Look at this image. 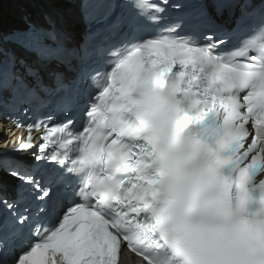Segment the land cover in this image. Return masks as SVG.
<instances>
[{
	"label": "snow or ice",
	"instance_id": "obj_1",
	"mask_svg": "<svg viewBox=\"0 0 264 264\" xmlns=\"http://www.w3.org/2000/svg\"><path fill=\"white\" fill-rule=\"evenodd\" d=\"M199 2L264 13V0ZM46 35L26 39L41 58L53 52ZM227 36L170 25L122 44L90 77L79 127L51 116V127L26 125L13 148L37 149L32 162L0 157V264H119L125 247L141 264H264V25L232 47ZM5 73L0 28V104ZM40 165L51 171L38 176ZM5 173L19 181L14 195ZM68 180L73 199L46 225L39 217Z\"/></svg>",
	"mask_w": 264,
	"mask_h": 264
},
{
	"label": "bare ground",
	"instance_id": "obj_2",
	"mask_svg": "<svg viewBox=\"0 0 264 264\" xmlns=\"http://www.w3.org/2000/svg\"><path fill=\"white\" fill-rule=\"evenodd\" d=\"M65 3L63 8L61 23L67 27L68 30H72V39L74 32L79 30L81 23L77 13V5L66 0H0V21L5 25L21 22L22 16L27 14H38L39 19L43 11L52 8L57 2ZM57 5V4H56ZM1 25V24H0ZM0 143L5 144V140H9L16 135V131L10 126L6 125L4 130L0 129Z\"/></svg>",
	"mask_w": 264,
	"mask_h": 264
},
{
	"label": "rangeland",
	"instance_id": "obj_3",
	"mask_svg": "<svg viewBox=\"0 0 264 264\" xmlns=\"http://www.w3.org/2000/svg\"><path fill=\"white\" fill-rule=\"evenodd\" d=\"M60 3H63V2L60 1V2H57V3H55V4H60ZM31 17H32V16H31Z\"/></svg>",
	"mask_w": 264,
	"mask_h": 264
}]
</instances>
